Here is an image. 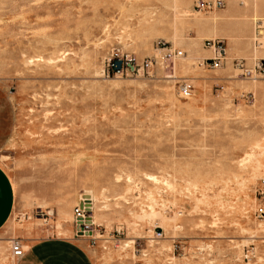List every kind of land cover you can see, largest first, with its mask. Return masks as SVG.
<instances>
[{
  "label": "rangeland",
  "instance_id": "obj_1",
  "mask_svg": "<svg viewBox=\"0 0 264 264\" xmlns=\"http://www.w3.org/2000/svg\"><path fill=\"white\" fill-rule=\"evenodd\" d=\"M193 1L0 0V164L18 194L15 228L77 239L89 192L108 208L77 239L96 264H264V156L251 150L264 145V80L246 75L264 60V0L208 13ZM207 41L222 43L219 69ZM116 56L138 71H116ZM11 240L0 264H16Z\"/></svg>",
  "mask_w": 264,
  "mask_h": 264
},
{
  "label": "crops",
  "instance_id": "obj_2",
  "mask_svg": "<svg viewBox=\"0 0 264 264\" xmlns=\"http://www.w3.org/2000/svg\"><path fill=\"white\" fill-rule=\"evenodd\" d=\"M17 208L15 184L0 164V239H19L24 245L25 255L16 264H96L89 247L82 240L41 238L29 226L15 228L12 220Z\"/></svg>",
  "mask_w": 264,
  "mask_h": 264
},
{
  "label": "built area",
  "instance_id": "obj_3",
  "mask_svg": "<svg viewBox=\"0 0 264 264\" xmlns=\"http://www.w3.org/2000/svg\"><path fill=\"white\" fill-rule=\"evenodd\" d=\"M227 0H194L193 1V9L197 13H208L214 10H222L226 6ZM257 28L259 31L256 32V36L254 39V44H257V48H262V42H261V28H264V21H259L257 23ZM205 44H207L210 49H213V58L206 60L207 66H210L212 69L216 70L219 69L224 61L225 58V50L217 46L215 48V44H222L220 41H217L216 43L207 41ZM183 56V53L178 52H171L168 51V55L164 56L165 59H179ZM114 61V69L117 71L116 62H123L118 56L116 58H113ZM128 65H132L134 67V70H131ZM152 63L146 62L143 64V69L149 71L152 68ZM127 68V71H131L132 73L137 72V66H134L131 62L124 63L123 67ZM122 67V69H123ZM121 69V70H122ZM246 75L249 79L252 80H264V60H259L251 70H246ZM185 94L188 96L189 90L188 88H185ZM262 200H264V190H262ZM93 202H87L85 199L81 198V201L79 205L74 210V230H75V238H89L92 239L94 235V222H88L90 220H93L91 214L93 210L90 208L92 206H89ZM256 216L258 218H264V203H262L261 206L258 207V209L255 212ZM246 250V254L244 256V260L249 261L255 258V248L250 244ZM11 252L14 260H20L25 255V248L22 244V242L19 239H14L11 241Z\"/></svg>",
  "mask_w": 264,
  "mask_h": 264
},
{
  "label": "bare ground",
  "instance_id": "obj_4",
  "mask_svg": "<svg viewBox=\"0 0 264 264\" xmlns=\"http://www.w3.org/2000/svg\"><path fill=\"white\" fill-rule=\"evenodd\" d=\"M236 1V0H235ZM245 2V1H244ZM174 3V2H173ZM172 3V4H173ZM173 7V10H174V13L176 12H181V7L179 6V5H177L176 3H174V5L172 6ZM183 7V6H182ZM172 10V11H173ZM182 15V17L183 18H187V17H189L190 15H187L186 13L184 14V13H182L181 14ZM197 16V15H196ZM217 16V15H216ZM215 17V16H214ZM218 17V16H217ZM154 18V17H153ZM219 18V17H218ZM216 19L217 18H213L212 19V22L214 23V25H215V22H217L216 21ZM225 19H227V18H225ZM156 19H153V21H155ZM183 20V19H182ZM209 20V19H208ZM211 20V19H210ZM152 21V20H151ZM150 22V21H149ZM201 22V21H200ZM150 24V23H149ZM158 24H160V21H156V22H154L152 25H151V28H153V30L155 29V27L158 25ZM211 24V23H210ZM209 24V26L211 27V25ZM204 25V24H203ZM208 25V24H207ZM198 26V25H197ZM200 26V25H199ZM205 26V25H204ZM208 26V27H209ZM176 27H177V24H176ZM209 27V28H210ZM152 30V29H151ZM177 31V30H176ZM217 31V30H216ZM211 33V35H212V32H210ZM216 34V32L214 33V35ZM241 35H242V32H241ZM214 37H216V36H214ZM211 50H213V49H211ZM210 50V51H211ZM161 53V56H167L168 55V51L167 50H163L162 52H160ZM206 53H207V51H206ZM213 53V52H212ZM211 54V53H210ZM205 56V55H204ZM211 57H212V54H211ZM204 58V57H203ZM206 58V57H205ZM202 59V58H201ZM206 59H208V58H206ZM209 59H210V57H209ZM178 65V64H177ZM175 66V65H174ZM173 66V67H174ZM182 66V65H181ZM176 67H178V66H176ZM175 67V68H176ZM182 69H185V66H182L181 67ZM178 72V71H177ZM176 74V73H175ZM175 78V77H174ZM170 79V78H169ZM256 85H254V87H255ZM259 86V85H258ZM249 88H250V86H248ZM248 87H246L245 86V88L247 89ZM260 87V86H259ZM258 87V88H259ZM248 88V89H249ZM262 90V89H261ZM262 141H264V140H262ZM251 150L252 151H255V150H257V151H259V155L260 156H264V145H262L261 144V141H255L254 142V144L251 146ZM258 155V154H257ZM254 156V155H253ZM252 158V154L249 156V158ZM246 158V157H245ZM255 158V157H254ZM243 161H244V159H242ZM249 161V160H248ZM239 163V162H238ZM247 163V162H246ZM257 163V167H259L260 166V164L258 163V162H256ZM241 164V163H240ZM242 165V164H241ZM241 165H239V166H241ZM242 167V166H241ZM245 168V167H244ZM241 169V168H240ZM247 169V168H246ZM245 169V170H246ZM258 169V168H257ZM260 170V169H259ZM242 172V171H241ZM154 176V175H153ZM153 176H149L150 178H151V180L152 181H155L156 183H158L159 181H158V179H156V178H154ZM149 178V179H150ZM119 180H121V178L119 177ZM150 180V181H151ZM165 180V179H164ZM129 181H132V179L131 180H129ZM159 184V183H158ZM167 185V184H166ZM169 185V184H168ZM87 192V191H86ZM103 196V195H102ZM84 197V199L87 201V202H93L92 204H90L89 206H92V207H90L94 212H95V215H96V217H98V216H100V213L102 214V213H104V210L105 209H108L107 208V206H105V203H107V201L105 202V198H104V196L102 197V199H96L95 197H94V195H93V193H89V192H87V193H85L84 195H82L81 196V198H83ZM151 199H152V197H151ZM102 200H104V201H102ZM95 203H97V205L95 206ZM99 205V206H98ZM107 205V204H106ZM95 207H96V210H95ZM108 212H110V210L108 211ZM146 212V211H145ZM138 213V212H137ZM107 214V213H106ZM131 214V213H130ZM149 215V214H148ZM151 216L152 217H159L160 215L159 214H156L155 212H153L152 214H150V218H151ZM31 219V218H30ZM59 219H60V221H63L64 220V223H69L71 220H72V216H71V214H69V213H61L60 214V216H59ZM103 219V218H102ZM162 220L163 221H165V219L164 218H162ZM162 221V222H163ZM88 222H94V224H96L95 223V221H94V219L93 220H90V221H88ZM105 222V221H104ZM63 222H60V228H61V231L63 230L62 229V224ZM105 224V223H104ZM133 224V223H132ZM131 224V225H132ZM164 224V223H163ZM164 226V225H163ZM132 227V226H131ZM61 235H67V233L65 232V231H62L61 232ZM253 238V237H252ZM250 239V238H249ZM132 242V241H131ZM135 242V241H134ZM233 242V241H232ZM153 243V242H152ZM124 245H125V243H124ZM132 246V245H131ZM130 247V246H129ZM162 249V248H161ZM169 249V248H168ZM126 250V249H125ZM131 250V249H130ZM160 252V251H159ZM3 254V253H2ZM129 254V253H128ZM168 260V259H167ZM169 261V260H168ZM173 260H171V262H172Z\"/></svg>",
  "mask_w": 264,
  "mask_h": 264
},
{
  "label": "water",
  "instance_id": "obj_5",
  "mask_svg": "<svg viewBox=\"0 0 264 264\" xmlns=\"http://www.w3.org/2000/svg\"><path fill=\"white\" fill-rule=\"evenodd\" d=\"M115 65H116L117 71H120L122 69V67H123V62H121V61L116 62ZM128 67L131 70H134V67L132 65H128Z\"/></svg>",
  "mask_w": 264,
  "mask_h": 264
}]
</instances>
